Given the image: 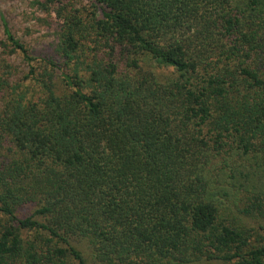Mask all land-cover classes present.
Here are the masks:
<instances>
[{
  "label": "trees",
  "instance_id": "1",
  "mask_svg": "<svg viewBox=\"0 0 264 264\" xmlns=\"http://www.w3.org/2000/svg\"><path fill=\"white\" fill-rule=\"evenodd\" d=\"M244 1H36L60 22L39 74L0 13L30 83L2 62L0 264H264L206 178L232 145L264 153V0Z\"/></svg>",
  "mask_w": 264,
  "mask_h": 264
},
{
  "label": "rangeland",
  "instance_id": "2",
  "mask_svg": "<svg viewBox=\"0 0 264 264\" xmlns=\"http://www.w3.org/2000/svg\"><path fill=\"white\" fill-rule=\"evenodd\" d=\"M36 1L46 4L50 0H0V13L8 22L11 32L24 42L35 58L33 64L39 74L42 71V59L54 55L60 22L56 16L49 15L36 5ZM235 1L236 5L240 3L243 7L248 4L244 0ZM85 4L79 1L76 6L83 19L88 18L89 13V10L84 9ZM49 7L52 8L53 4ZM3 40L0 27V41ZM2 62L12 63L15 66L10 85L18 83L21 86L20 90L26 91V86L30 83L24 78L25 69L21 58L15 54L10 55L1 45L0 77L5 78L1 70ZM159 73L163 74L160 71ZM29 91L28 97L33 94V87L29 88ZM2 94H0V107L3 101ZM34 94L36 96V92ZM230 147L231 149H227L224 154L214 159L213 164L208 167L210 169L206 173V178L212 182L214 189L212 193L215 194L216 200L223 204V208H220L224 218L230 214V220L237 227L249 230L253 239H261L264 244V207L260 211L257 209V204L261 205L264 202V153L243 154L235 146ZM4 153V151L0 153V165L3 163ZM26 211L31 212V210Z\"/></svg>",
  "mask_w": 264,
  "mask_h": 264
}]
</instances>
